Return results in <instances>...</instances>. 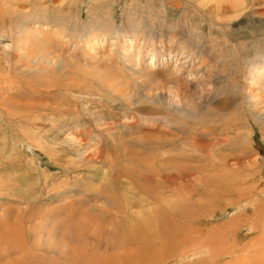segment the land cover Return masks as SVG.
Here are the masks:
<instances>
[{
	"label": "rangeland",
	"instance_id": "1",
	"mask_svg": "<svg viewBox=\"0 0 264 264\" xmlns=\"http://www.w3.org/2000/svg\"><path fill=\"white\" fill-rule=\"evenodd\" d=\"M16 4H0V264L123 263L129 220L161 207L141 175L201 252L141 264H264V75L247 86L264 0Z\"/></svg>",
	"mask_w": 264,
	"mask_h": 264
},
{
	"label": "bare ground",
	"instance_id": "2",
	"mask_svg": "<svg viewBox=\"0 0 264 264\" xmlns=\"http://www.w3.org/2000/svg\"><path fill=\"white\" fill-rule=\"evenodd\" d=\"M16 1L18 0H0V4H2V7L3 9L5 10V8H7V10H9L10 8L9 7H13V6H17L16 4ZM239 3V2H238ZM9 12V11H8ZM264 75V64L263 65H260L256 70H255V73L253 74L252 77H250V79L248 80V83H247V86H251V84L255 83V80L256 79H260L262 76ZM258 81V80H257ZM149 170V169H148ZM147 170V171H148ZM161 173L163 171H160ZM165 172V171H164ZM130 173V172H129ZM144 173V172H143ZM147 173V172H146ZM145 173V174H146ZM151 173V172H150ZM155 173V172H154ZM153 173V174H154ZM156 173H158V171H156ZM160 173V174H161ZM180 173V172H179ZM126 174V173H125ZM144 174V175H145ZM181 174V173H180ZM184 174V173H183ZM130 175V174H129ZM127 176L128 178L130 176ZM162 175V174H161ZM160 175V176H161ZM186 175V174H185ZM136 176L139 177V174ZM159 176V178H161ZM179 176V175H178ZM178 176H175L172 175V176H169V175H166L165 177V183H167L166 181H168L169 183L172 182V187H171V191L177 193V195H179V188L175 186V183H176V180L179 179ZM137 177V178H138ZM178 177V178H177ZM185 177V176H183ZM134 177H132L133 179ZM155 177H153L152 175H145V176H140L139 179L142 180L145 184L143 185V188H138V189H142L141 191L143 193H145L148 197L147 198H151L153 199V201H155L154 203H157L158 202V205H160L161 207L159 209H154L152 207V209H150V212L149 210L147 211H144L142 215L140 214H137L135 217H130L131 220V223L130 226H129V232L127 234V236H130L129 238H132V239H129L127 238L128 240H126L125 242L122 243V246L124 247L123 249V253H124V257H125V260H123V263H119V264H141L142 262L145 263V260L146 262H148L147 260L151 259V258H155L157 261H160L161 259H166V257L168 256H175V258H177L179 256V260H190V259H193L197 256H200L201 255V252L199 251V249L196 248V250H194L195 247H198L196 246V242H194V239L192 238V236L190 237V233H188L187 231H181L183 233H180V230L179 228L176 226V224H173L172 220L175 219V217L180 213V204L177 203L176 201L173 200V204L171 202H168V200H166L165 198H162L163 194H160V191H158V188L157 187H162L161 185H165L162 184L159 185V181L157 182L155 179ZM181 178V177H180ZM189 178V177H188ZM138 179V180H139ZM157 179V178H156ZM163 179V178H162ZM164 180V179H163ZM140 182V181H139ZM131 184V183H130ZM139 184V183H138ZM118 185H122V184H118ZM132 185V184H131ZM137 185V184H136ZM123 186V185H122ZM126 187H128L127 185H125ZM134 186V185H133ZM136 187V186H135ZM139 187V186H138ZM142 187V186H141ZM167 187V186H166ZM117 184H116V189H117ZM121 189V188H120ZM125 189V188H124ZM127 189V188H126ZM119 189H117L118 191ZM133 190V189H132ZM136 190V189H134ZM120 191V190H119ZM126 191V190H125ZM124 191V192H125ZM130 191V189H129ZM140 192V190H139ZM138 192V193H139ZM126 193V192H125ZM129 193V192H128ZM122 195V194H121ZM132 196V195H130ZM136 196V195H135ZM114 197V196H113ZM128 197V196H127ZM145 197V196H144ZM185 197V196H184ZM108 201L109 202H112L114 201L115 199L112 200V198L110 199V196ZM146 199V198H145ZM177 199V197H176ZM179 199V198H178ZM177 199V200H178ZM124 200L125 202H130L132 204V200H130L129 198H126L124 197ZM172 200V199H171ZM122 201V200H121ZM135 201V200H134ZM142 202V201H141ZM138 203V204H141ZM160 202V204H159ZM181 202V201H180ZM118 203V201H117ZM121 203V202H120ZM114 204H116V201L114 202ZM137 204V203H136ZM183 204V203H182ZM126 205V204H125ZM150 205V204H149ZM184 205V204H183ZM245 205V204H244ZM122 206H124V201H122ZM121 206V207H122ZM134 206V205H133ZM140 206V205H139ZM142 206V205H141ZM146 206V205H145ZM155 206V205H154ZM193 206V205H192ZM118 207V206H116ZM114 206V208H116ZM120 207V206H119ZM155 207H158V206H155ZM182 207V206H181ZM126 208V207H125ZM132 208V206H131ZM241 208V207H240ZM122 209V208H121ZM145 209V208H144ZM143 209V210H144ZM188 209V208H187ZM197 209V208H196ZM244 209V207L242 208ZM131 210V209H130ZM198 210V209H197ZM171 212L167 215L164 216L165 213L167 212ZM127 212V210H126ZM130 212V211H129ZM188 212V211H187ZM103 213H105V211H103ZM108 213V211H107ZM120 213V212H119ZM125 214V213H124ZM128 214V212H127ZM106 215V214H105ZM112 215V214H110ZM123 214H121L122 216ZM153 216V218H151V216ZM118 216V215H117ZM130 216V215H129ZM128 216V217H129ZM105 217V216H104ZM185 217V216H184ZM115 218L116 215H115ZM122 218L124 219V216H122ZM121 218V219H122ZM129 218V219H130ZM186 218V217H185ZM191 218V217H190ZM111 219V218H110ZM109 219V220H110ZM113 220V219H112ZM120 220V219H119ZM108 221V220H107ZM121 221V220H120ZM125 222H127V220H125ZM180 222V221H179ZM192 222V221H191ZM128 223V222H127ZM181 223V222H180ZM184 223V222H183ZM247 223V222H246ZM122 225V223H120ZM118 223L117 225V229L118 226L120 225ZM126 224V223H124ZM185 224V223H184ZM194 223H191L189 224V226L193 225ZM245 224V223H244ZM186 225V224H185ZM183 225V226H185ZM247 225V224H246ZM126 226V225H125ZM123 226V228L125 227ZM188 226V225H187ZM199 226V225H198ZM245 226V225H244ZM202 227V226H201ZM248 227V226H247ZM190 228V227H188ZM125 229V228H124ZM127 229V231H128ZM184 229V228H183ZM187 229V227L185 228ZM190 230V229H188ZM204 230V229H203ZM126 231V230H125ZM191 231V230H190ZM213 230H210V232H212ZM197 232V231H196ZM203 232V231H201ZM209 232V233H210ZM122 233V232H121ZM124 233V232H123ZM115 235V233L113 234ZM177 237H180L179 239ZM198 237V236H197ZM210 237V236H209ZM207 238V237H206ZM124 239V238H122ZM130 240V241H129ZM225 240V239H224ZM227 241H229L228 239H226ZM208 240L205 239V241H201V244L202 242H205V244H207ZM232 241V240H231ZM194 242V243H193ZM234 242L236 243V238L234 239ZM125 244V245H123ZM192 245V247H188L189 248H186V250H183V247L185 245ZM198 244V243H197ZM211 244V243H210ZM227 244V243H226ZM234 244V243H233ZM186 245V246H187ZM236 245V244H234ZM221 247V250L224 249V246L222 245ZM233 247V246H232ZM231 247V248H232ZM130 248V249H129ZM231 248H230V251H221L219 254L217 255H214L213 257H218L216 258V260H214L215 258L213 259H210L211 261L215 262V263H218V261L223 258L224 256H226L227 254H230L232 251H233V248H232V251H231ZM202 249V248H201ZM214 249V248H213ZM229 249V247H228ZM172 254H168V253H171ZM194 252V253H193ZM206 252V251H205ZM219 252V251H218ZM60 253V252H59ZM61 254V253H60ZM64 255V254H63ZM62 255V256H63ZM204 255V254H202ZM158 256V257H157ZM206 256V255H205ZM101 257V256H100ZM65 258V257H63ZM101 259V258H100ZM205 259V258H204ZM162 260V262H163ZM167 260V259H166ZM170 260V259H169ZM176 260V259H175ZM119 261V260H117ZM122 261V260H121ZM155 261V262H157ZM209 261V260H207ZM150 262V261H149ZM161 262V263H162ZM165 262V260H164ZM167 262V261H166ZM178 262V261H177ZM82 263V262H81ZM110 263V262H109ZM113 263V261H112ZM151 263V262H150ZM176 263V261H175ZM182 263V262H181ZM102 264V263H101ZM114 264H117L116 262H114ZM151 264H155V263H151ZM157 264V263H156ZM179 264V263H178ZM203 264H208V263H203Z\"/></svg>",
	"mask_w": 264,
	"mask_h": 264
}]
</instances>
